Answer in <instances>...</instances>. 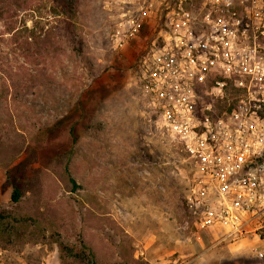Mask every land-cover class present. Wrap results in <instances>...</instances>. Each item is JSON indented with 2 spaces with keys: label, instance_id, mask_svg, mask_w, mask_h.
Here are the masks:
<instances>
[{
  "label": "rangeland",
  "instance_id": "obj_1",
  "mask_svg": "<svg viewBox=\"0 0 264 264\" xmlns=\"http://www.w3.org/2000/svg\"><path fill=\"white\" fill-rule=\"evenodd\" d=\"M58 1L0 0V264H264L251 235L199 226L152 105L188 0Z\"/></svg>",
  "mask_w": 264,
  "mask_h": 264
},
{
  "label": "built area",
  "instance_id": "obj_2",
  "mask_svg": "<svg viewBox=\"0 0 264 264\" xmlns=\"http://www.w3.org/2000/svg\"><path fill=\"white\" fill-rule=\"evenodd\" d=\"M201 1L202 19L193 1L178 3L152 105L195 169L188 203L199 226L225 240L251 235L264 260V0Z\"/></svg>",
  "mask_w": 264,
  "mask_h": 264
},
{
  "label": "trees",
  "instance_id": "obj_3",
  "mask_svg": "<svg viewBox=\"0 0 264 264\" xmlns=\"http://www.w3.org/2000/svg\"><path fill=\"white\" fill-rule=\"evenodd\" d=\"M58 2H61V5H59L61 10L59 9L58 12H55L57 14L56 17L59 18V17H61V15H63L65 17L68 16V18H72V14H74V12H72L73 10L70 6L71 4L68 3V0H60ZM21 196H22V193H21L19 187L15 186L13 194H12V202L13 203L19 202Z\"/></svg>",
  "mask_w": 264,
  "mask_h": 264
}]
</instances>
